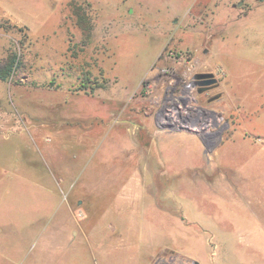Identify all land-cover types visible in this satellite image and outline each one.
Segmentation results:
<instances>
[{"label": "rangeland", "instance_id": "374dc122", "mask_svg": "<svg viewBox=\"0 0 264 264\" xmlns=\"http://www.w3.org/2000/svg\"><path fill=\"white\" fill-rule=\"evenodd\" d=\"M215 2L0 0V264H264V4Z\"/></svg>", "mask_w": 264, "mask_h": 264}, {"label": "crops", "instance_id": "0c3cea01", "mask_svg": "<svg viewBox=\"0 0 264 264\" xmlns=\"http://www.w3.org/2000/svg\"><path fill=\"white\" fill-rule=\"evenodd\" d=\"M216 1L217 2L213 3L212 7L213 8H217L218 10H221V12H220V13H222L221 15L225 14L226 16H228L227 15L228 13L232 14V15L237 13V15L243 16V15L248 14L249 11H251L256 4H264V0H216ZM223 25H224V23L220 24L218 22H215V23L212 24L211 30L214 31V32H217V31L218 32H222V30L224 28ZM214 38L212 39L210 45L204 46V47L200 46V47H202L201 48V52L203 54H207V53H210V52L212 53L213 51H217V49H216L217 48L216 47V42L217 41L216 40H218V39H217V36H215ZM197 48H199V47L197 46ZM206 49H208V50L206 51ZM232 56H235V55H232ZM225 89H226L225 83L220 84V82H219L218 87L216 86L214 88V94L217 95V96L220 95L221 97L226 98L229 101L231 99V96L229 97V96L226 95ZM237 108L238 109H237L236 113L239 114L240 113V109L243 110L244 106L238 104ZM228 110H227L226 113H228ZM261 112H263L262 113L263 116H260L259 112H257V114L253 113V115H251L246 121L245 120H241L240 122H238L236 127L240 131H242V134L247 133V134H250V135L256 134L258 136H264V122L263 123H258L260 125H258L256 123V121H259L258 117L259 118L262 117L261 120L262 121L264 120V109ZM255 119H256V121H253L254 123L249 124V122H252V120H255ZM229 127L231 128V125L228 124V128ZM151 264H153V263L151 262Z\"/></svg>", "mask_w": 264, "mask_h": 264}, {"label": "built area", "instance_id": "2783aa9c", "mask_svg": "<svg viewBox=\"0 0 264 264\" xmlns=\"http://www.w3.org/2000/svg\"><path fill=\"white\" fill-rule=\"evenodd\" d=\"M156 69H157V73L160 76L171 78L169 79V85H176V84L178 85L181 83V79L177 77L176 73H174L173 70L168 69V68H160V67H156ZM206 72H214L215 76L218 79V84L222 79L221 77L226 76V72L221 68H218V69L213 68L212 70L206 71ZM196 73H199V72H197V70L192 71L189 74V76L187 75V77L182 79V82L184 83V82L189 81L192 77L194 78ZM186 88L187 87L184 86L185 90H191L194 88L198 89V88H201V86L194 83V85H192L191 88H188V89ZM179 99H182V98H179ZM180 108H182L181 105L178 102H175L174 108L168 110V114L166 116H163V118L160 119L162 128H164V125H168L170 128L176 129V130L186 129V130H195L196 132L203 130L204 125L202 123H199V120L196 118L195 115L189 114V115L182 116L181 114L178 113V110ZM177 114H179V117L177 116ZM206 134L209 135V132H206Z\"/></svg>", "mask_w": 264, "mask_h": 264}, {"label": "water", "instance_id": "95a60500", "mask_svg": "<svg viewBox=\"0 0 264 264\" xmlns=\"http://www.w3.org/2000/svg\"><path fill=\"white\" fill-rule=\"evenodd\" d=\"M195 78L198 80L197 84L201 86L200 90H205L212 85L218 84V79L214 72H199L195 74ZM194 264H200V262L195 261Z\"/></svg>", "mask_w": 264, "mask_h": 264}, {"label": "trees", "instance_id": "16d2710c", "mask_svg": "<svg viewBox=\"0 0 264 264\" xmlns=\"http://www.w3.org/2000/svg\"><path fill=\"white\" fill-rule=\"evenodd\" d=\"M79 18H80V23L84 26V21H85L84 17L81 14H79ZM16 59L17 58L14 57L12 59L11 63L6 68H0V78L6 79L8 76L11 75V73L15 70V67H16V65L18 63V60H16Z\"/></svg>", "mask_w": 264, "mask_h": 264}, {"label": "flooded vegetation", "instance_id": "af4514ba", "mask_svg": "<svg viewBox=\"0 0 264 264\" xmlns=\"http://www.w3.org/2000/svg\"><path fill=\"white\" fill-rule=\"evenodd\" d=\"M197 79L195 78V76H194V78L192 77L189 81H187V82H184L183 83V85L185 86V87H187L186 89H188V88H191V86L192 85H194V83L195 84H197ZM181 82H182V79H181ZM198 85V84H197ZM218 85L219 84H215V85H212V86H210L208 89H211V88H214V87H218Z\"/></svg>", "mask_w": 264, "mask_h": 264}, {"label": "bare ground", "instance_id": "6f19581e", "mask_svg": "<svg viewBox=\"0 0 264 264\" xmlns=\"http://www.w3.org/2000/svg\"><path fill=\"white\" fill-rule=\"evenodd\" d=\"M179 113V112H178ZM170 116V115H169ZM171 117V116H170Z\"/></svg>", "mask_w": 264, "mask_h": 264}]
</instances>
